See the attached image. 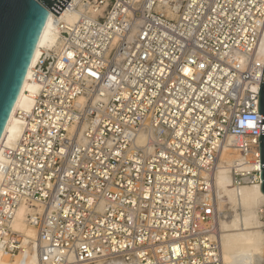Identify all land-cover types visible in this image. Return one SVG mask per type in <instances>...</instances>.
I'll return each mask as SVG.
<instances>
[{
    "label": "built area",
    "instance_id": "built-area-1",
    "mask_svg": "<svg viewBox=\"0 0 264 264\" xmlns=\"http://www.w3.org/2000/svg\"><path fill=\"white\" fill-rule=\"evenodd\" d=\"M65 11L77 18L56 20L59 45L42 50L31 110L16 113L21 137L0 152V250L40 264H224L220 167L233 158L235 188L262 183L264 0ZM20 207L34 239L14 227Z\"/></svg>",
    "mask_w": 264,
    "mask_h": 264
},
{
    "label": "bare ground",
    "instance_id": "bare-ground-1",
    "mask_svg": "<svg viewBox=\"0 0 264 264\" xmlns=\"http://www.w3.org/2000/svg\"><path fill=\"white\" fill-rule=\"evenodd\" d=\"M77 15V12L68 11L63 12L60 16L50 13L40 41L36 45L20 93L0 138V152L4 147H14L21 137L24 122L16 113L19 110L24 112L31 110L34 97L38 93V85L31 80V72L42 50L54 49L59 45L60 30L56 25V20L60 19L63 23H72L77 18ZM258 58L264 62V36L259 46ZM1 158L2 154L0 153ZM227 158H229V155ZM232 160L233 158L226 159L227 163L221 165L215 183L219 210L226 207L225 198H227V202L231 204L230 207L234 212L233 215L231 214L232 220L230 222L226 223L220 220V226L222 225L221 245L223 261L224 264H258L264 253V231L259 219V208L264 204V193L261 191V186H245L241 188L232 186V178L229 174ZM238 210H241V212H238ZM26 213V208L20 207L18 209L14 227L26 236L34 239L36 231L27 224ZM7 257L8 255L0 250V264H13L9 262ZM14 264H40V260L36 254H33L28 261H25L24 258ZM101 264L125 263L121 259H111L103 261Z\"/></svg>",
    "mask_w": 264,
    "mask_h": 264
},
{
    "label": "water",
    "instance_id": "water-1",
    "mask_svg": "<svg viewBox=\"0 0 264 264\" xmlns=\"http://www.w3.org/2000/svg\"><path fill=\"white\" fill-rule=\"evenodd\" d=\"M69 1L0 0V138L50 13L60 14ZM259 112L264 116V70L259 92ZM259 138L261 163L264 164V133ZM261 169V191L264 193L262 165Z\"/></svg>",
    "mask_w": 264,
    "mask_h": 264
},
{
    "label": "rangeland",
    "instance_id": "rangeland-1",
    "mask_svg": "<svg viewBox=\"0 0 264 264\" xmlns=\"http://www.w3.org/2000/svg\"><path fill=\"white\" fill-rule=\"evenodd\" d=\"M228 201V199L227 198H225V205H226V207L224 208V209H222V210H220V212H221V220L222 221H224V222H226V223H228V222H230V220H232L231 219V214L233 215L234 214V212L232 211V209H231V204L230 203H228L227 202ZM238 212H241V210H238ZM229 214V215H228ZM226 215V216H225ZM229 217V218H228ZM224 219V220H223ZM228 219V220H227ZM221 227H222V225H221ZM224 228V227H223ZM221 230H222V228H221ZM223 230H226V229H223ZM263 231H264V229H263ZM222 234V233H221ZM8 258V260H9V262L10 263H15V262H18V261H20V260H22V259H24L25 258V256H21V257H17V258H10L9 256L7 257ZM103 261H97V262H95V263H91V264H101ZM258 264H264V253L262 254V257H261V260L258 262Z\"/></svg>",
    "mask_w": 264,
    "mask_h": 264
}]
</instances>
